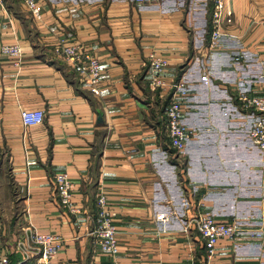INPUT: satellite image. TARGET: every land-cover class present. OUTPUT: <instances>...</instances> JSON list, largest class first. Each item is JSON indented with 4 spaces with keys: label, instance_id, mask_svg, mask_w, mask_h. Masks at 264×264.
<instances>
[{
    "label": "crops",
    "instance_id": "obj_1",
    "mask_svg": "<svg viewBox=\"0 0 264 264\" xmlns=\"http://www.w3.org/2000/svg\"><path fill=\"white\" fill-rule=\"evenodd\" d=\"M35 1L39 18L22 0H0V43L21 48L18 64L0 53V248L10 264H35L15 247L29 227L62 237L57 264L199 261L198 211L261 230L219 238L214 264H264L262 155L236 98L264 94V0H223L216 45L213 0ZM63 41L98 59L97 94L53 53ZM151 53L167 61L161 91L147 84ZM178 79L193 134L177 155L164 107ZM22 108L41 109L42 120L23 125ZM58 170L71 182L75 213L58 201L51 177ZM100 192L115 212L114 254L94 241Z\"/></svg>",
    "mask_w": 264,
    "mask_h": 264
},
{
    "label": "built area",
    "instance_id": "obj_2",
    "mask_svg": "<svg viewBox=\"0 0 264 264\" xmlns=\"http://www.w3.org/2000/svg\"><path fill=\"white\" fill-rule=\"evenodd\" d=\"M35 18H39V7L35 0H22ZM138 3H154L157 0H134ZM223 0H213L211 11V30L210 45H216L220 40L221 33V9ZM226 21L230 19L226 17ZM54 54L60 56L80 77L87 82L88 90L98 93V82L100 67L98 59L84 45L78 42H61L52 47ZM0 53L15 58V64L21 56V48L16 42L0 43ZM150 66V76L148 86L151 90L161 91L165 89V82L162 78V72L167 64L164 57L151 53L148 56ZM185 82L178 79L173 84V91L170 99L164 107L166 118V135L169 146L176 154H181L185 143L193 134L192 130L187 128L182 118V106L177 96L185 95ZM239 106L245 116L250 120L249 136L253 143L259 148L262 155L261 165L264 168V94L251 96L243 91H239L236 96ZM41 109H20L19 118L23 125L29 126L39 123L43 118ZM53 185L59 203L63 208L75 213L78 208L71 199V182L65 171H54L51 175ZM264 199V198H263ZM183 203H186L185 201ZM115 212L107 204L104 193H98L95 196V225L93 233L97 248L107 254H114L117 251L116 228L114 224ZM164 213L156 215L157 220H164ZM199 237L202 240L204 249L201 259L198 261L192 255L188 264H214L211 261L214 255L215 243L219 238H235L240 235L250 237H259L261 230L246 225L236 217L228 221H217L209 212L198 211L192 220ZM63 239L60 235L53 232H39L33 227L25 231L21 240L15 243V247L20 249L25 258H32L35 264H57L56 255L61 248ZM0 264H10L7 253L0 248Z\"/></svg>",
    "mask_w": 264,
    "mask_h": 264
},
{
    "label": "rangeland",
    "instance_id": "obj_3",
    "mask_svg": "<svg viewBox=\"0 0 264 264\" xmlns=\"http://www.w3.org/2000/svg\"><path fill=\"white\" fill-rule=\"evenodd\" d=\"M212 11V10H211ZM210 26H211V24H210ZM211 30V29H210ZM172 149V148H171ZM173 150V149H172ZM176 154V153H175ZM182 154V153H181ZM178 155V154H177ZM94 205H95V201H94Z\"/></svg>",
    "mask_w": 264,
    "mask_h": 264
},
{
    "label": "trees",
    "instance_id": "obj_4",
    "mask_svg": "<svg viewBox=\"0 0 264 264\" xmlns=\"http://www.w3.org/2000/svg\"><path fill=\"white\" fill-rule=\"evenodd\" d=\"M212 5H213V2H212ZM211 10H212V7H211Z\"/></svg>",
    "mask_w": 264,
    "mask_h": 264
}]
</instances>
